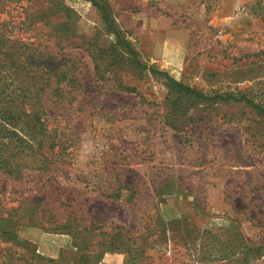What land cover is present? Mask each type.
<instances>
[{"label": "rangeland", "instance_id": "1", "mask_svg": "<svg viewBox=\"0 0 264 264\" xmlns=\"http://www.w3.org/2000/svg\"><path fill=\"white\" fill-rule=\"evenodd\" d=\"M27 1L0 0V10ZM100 1L144 64L208 95L243 94L264 107V0ZM63 3L85 40L114 39L91 1ZM64 50L80 62L83 89L48 113L60 129L71 120L70 153L49 180L0 173V217L17 236L70 263L86 255L79 264H264V114L245 102L176 99L148 70L125 76L139 93L117 91L97 78L88 51ZM166 99L175 113L164 112ZM119 183L130 190L110 197ZM69 217L102 227L110 234L98 241L109 242L78 247L61 228ZM122 235L129 248L108 246ZM21 250L0 239L10 264L22 262Z\"/></svg>", "mask_w": 264, "mask_h": 264}, {"label": "trees", "instance_id": "2", "mask_svg": "<svg viewBox=\"0 0 264 264\" xmlns=\"http://www.w3.org/2000/svg\"><path fill=\"white\" fill-rule=\"evenodd\" d=\"M30 1L20 5L21 9L6 5L0 10L3 15L0 21V173L14 181L27 180L36 171L44 174L42 178L48 176L49 180L56 162H64V156L70 153L66 147L65 128L71 120L60 129L53 125L48 113L49 109L58 106L70 107L83 89L80 62L77 57L66 53L65 47L88 51L97 78L112 81L117 91L137 93L135 86L126 83L125 76L148 70L166 81L176 99L185 97L191 103L245 102L264 114V107L246 95H208L177 81L167 71L144 64L126 33L111 19L105 1L101 4L100 0H89L101 11L105 30L114 36L107 46L97 44L96 40L87 41L76 32L71 21L73 10L63 3L64 0H34L32 4ZM36 4L40 8L30 11ZM50 40H53L52 44H48ZM168 111L170 114L174 112L171 99H166L164 112L168 114ZM171 126L179 128L177 121ZM124 188L130 190L119 183L109 196L118 197V190ZM10 220L0 217V239L23 249L17 257L22 261L20 264H79L88 261L86 255H78V260L71 263L62 257H43L29 241L17 236L15 224ZM67 220L61 228L72 233L78 247L95 248L109 242L98 241V238L110 234L102 227L82 226L75 217ZM125 238L119 236L108 246L129 248ZM0 259V264H10L12 253L5 251L0 254Z\"/></svg>", "mask_w": 264, "mask_h": 264}]
</instances>
